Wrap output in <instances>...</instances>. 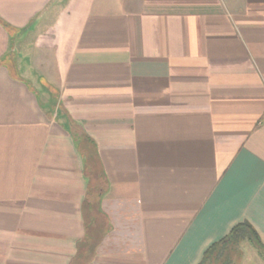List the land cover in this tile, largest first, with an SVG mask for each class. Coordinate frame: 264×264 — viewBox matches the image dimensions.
Listing matches in <instances>:
<instances>
[{
    "label": "crops",
    "instance_id": "1",
    "mask_svg": "<svg viewBox=\"0 0 264 264\" xmlns=\"http://www.w3.org/2000/svg\"><path fill=\"white\" fill-rule=\"evenodd\" d=\"M89 220L86 264L264 243V0H0V264H71Z\"/></svg>",
    "mask_w": 264,
    "mask_h": 264
},
{
    "label": "trees",
    "instance_id": "2",
    "mask_svg": "<svg viewBox=\"0 0 264 264\" xmlns=\"http://www.w3.org/2000/svg\"><path fill=\"white\" fill-rule=\"evenodd\" d=\"M90 227L89 220L85 237L79 242L78 252L71 264H86L90 261L91 254L101 237L99 232ZM246 240L251 242L264 257V243L251 223L245 220L236 224L227 236L213 243L205 251L199 264H234V256L239 254L240 245Z\"/></svg>",
    "mask_w": 264,
    "mask_h": 264
},
{
    "label": "rangeland",
    "instance_id": "3",
    "mask_svg": "<svg viewBox=\"0 0 264 264\" xmlns=\"http://www.w3.org/2000/svg\"><path fill=\"white\" fill-rule=\"evenodd\" d=\"M35 81L38 80L33 78L32 82L35 86L40 85V87L44 88V85L40 80L38 82ZM39 90L42 91V89ZM240 252L234 256V264H264V257L260 255L257 248L248 240L241 243Z\"/></svg>",
    "mask_w": 264,
    "mask_h": 264
}]
</instances>
